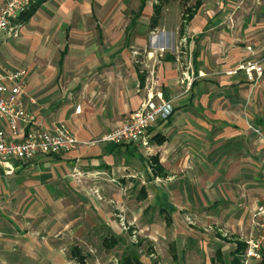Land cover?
Returning a JSON list of instances; mask_svg holds the SVG:
<instances>
[{
    "label": "crops",
    "instance_id": "obj_1",
    "mask_svg": "<svg viewBox=\"0 0 264 264\" xmlns=\"http://www.w3.org/2000/svg\"><path fill=\"white\" fill-rule=\"evenodd\" d=\"M183 2L172 23L169 3L158 0H42L18 38L0 37V70L28 71L26 107L36 125L64 124L90 144L16 162L12 176L0 172V262L74 264L60 241L78 245L103 226L117 236L152 235L151 219L143 231L132 227L153 208L170 224L186 216L190 225L213 220L217 208L239 210V217L228 210L222 224L235 231L247 224L236 237L244 242L264 201V77L253 87L231 73L262 57L264 0ZM157 48L168 49L158 65L149 56ZM153 71L174 115L151 130L149 147L94 145L143 108ZM0 130L12 138L5 123Z\"/></svg>",
    "mask_w": 264,
    "mask_h": 264
},
{
    "label": "built area",
    "instance_id": "obj_2",
    "mask_svg": "<svg viewBox=\"0 0 264 264\" xmlns=\"http://www.w3.org/2000/svg\"><path fill=\"white\" fill-rule=\"evenodd\" d=\"M0 5V37L7 35L18 38L22 27V18L30 12L35 0H2ZM186 40H184L185 42ZM168 52L167 48L154 49L149 56L160 64ZM248 52L255 54L253 48ZM264 50L262 57L245 60L231 74L243 73L248 82L257 87L264 77ZM152 72L149 96L143 108L130 115L124 123L114 131L102 136L94 145L112 143L115 145H139L147 148L151 141V130L159 122H167L174 115V107L165 99L160 91H156L158 81ZM188 82L194 79L190 70L185 73ZM29 74L25 69L2 72L0 70V122L7 125L11 139L0 130V172L12 176L16 162L29 163L39 157L56 156L76 150L80 146H88L78 141L68 128L62 124L52 128L36 125V118L27 111L26 104L31 100L28 95ZM77 108L76 112H80ZM36 125V127H34ZM23 126L29 129L23 131ZM20 136H23L20 140ZM96 194H99L97 191ZM2 193L0 190V200ZM2 206L0 202V216ZM190 224L193 222L190 220ZM121 225L125 227L124 220ZM246 249L241 259L243 264L260 263L264 257V201L253 213L250 228L244 239ZM0 264H7L0 262Z\"/></svg>",
    "mask_w": 264,
    "mask_h": 264
},
{
    "label": "rangeland",
    "instance_id": "obj_3",
    "mask_svg": "<svg viewBox=\"0 0 264 264\" xmlns=\"http://www.w3.org/2000/svg\"><path fill=\"white\" fill-rule=\"evenodd\" d=\"M183 6H186L183 0H171L169 5L166 6L167 10L170 11L169 17L172 23L175 19H178L176 15L179 14L180 10H183ZM94 195L98 200L105 202L100 193L96 194L94 192ZM106 198L109 199L107 201H110L109 197ZM129 200L132 201L133 209L136 210L140 204V201L136 199V194H132V199ZM107 206L111 215L116 213L111 210L110 205ZM141 208H145V205ZM228 210L236 212V217H239V210L217 208L213 211L215 213L213 220H205L196 216L198 217V224L190 225L188 224L189 221H186V216L182 219L179 218L174 224H170L165 220V217L161 216L159 210L153 208L151 212L145 215L144 221L139 219L138 223L132 227V230L136 232L143 231L145 221L151 219L153 228L156 229L152 235L141 233L135 238L132 232H128L117 236L103 226L96 231V234L91 235L87 241L80 242L78 245L77 242L60 241L61 247L67 246V254H69L70 259L73 258L74 264H83L80 262L79 257L74 256L73 249L75 248L81 251V256L85 258L84 264H121L124 257L130 258L132 255L139 257L142 264H219L216 255L218 249H224V260L227 264H230L234 257L232 254L237 249V246H235L238 243L236 237H238V233L246 234L248 225L243 224L241 227H237V231H235L230 225L222 224V217ZM130 217L132 221L133 216L131 214ZM224 231H227V233ZM178 233L182 235H178ZM192 235L201 240L202 249H198V243L193 244L191 242L193 240ZM112 238H115L118 242L113 245L112 249L106 248L104 240ZM40 255L43 257L42 252H40Z\"/></svg>",
    "mask_w": 264,
    "mask_h": 264
},
{
    "label": "trees",
    "instance_id": "obj_4",
    "mask_svg": "<svg viewBox=\"0 0 264 264\" xmlns=\"http://www.w3.org/2000/svg\"><path fill=\"white\" fill-rule=\"evenodd\" d=\"M41 1L42 0H35V3L37 4V3L41 2ZM158 1H159V3L162 6L169 2V0H158ZM183 1H185V0H183ZM33 7H34V5H33ZM31 12L29 14H31ZM156 12H157L156 13L157 15L160 14L161 6L160 7L158 6L156 8ZM188 12L191 13V10L188 9ZM189 17H190L189 19H191L192 16H189ZM23 18H26V17L24 16ZM154 22L156 23L157 20H155ZM117 242L118 241L115 238L105 239L104 240V246L106 248L112 249L113 245H115ZM245 249H246V244L244 242L238 243L236 251L232 254V256H234V257H233V259H232L230 264H242L241 256H242L243 252L245 251ZM73 254H74V256L79 257L80 262H82L84 264L85 258L81 256V251H79L77 248H75L73 250ZM216 255L218 257L217 263H219V264H227V262L224 260V255H223L221 250H218ZM121 264H142V262L139 259V257L132 255V257H130V258L129 257H124V259H123ZM259 264H264V257H263L262 262H260Z\"/></svg>",
    "mask_w": 264,
    "mask_h": 264
}]
</instances>
